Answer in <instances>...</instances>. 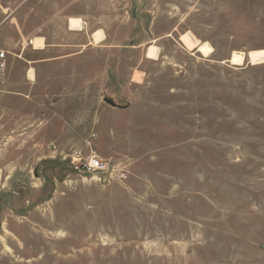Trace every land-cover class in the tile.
Segmentation results:
<instances>
[{
  "label": "rangeland",
  "instance_id": "1",
  "mask_svg": "<svg viewBox=\"0 0 264 264\" xmlns=\"http://www.w3.org/2000/svg\"><path fill=\"white\" fill-rule=\"evenodd\" d=\"M0 49V264H264V0H0Z\"/></svg>",
  "mask_w": 264,
  "mask_h": 264
},
{
  "label": "built area",
  "instance_id": "2",
  "mask_svg": "<svg viewBox=\"0 0 264 264\" xmlns=\"http://www.w3.org/2000/svg\"><path fill=\"white\" fill-rule=\"evenodd\" d=\"M6 55V51L0 49V78L7 66ZM63 159L73 174L98 184L121 181L126 176L125 168L120 162L101 157L95 152L73 150Z\"/></svg>",
  "mask_w": 264,
  "mask_h": 264
},
{
  "label": "bare ground",
  "instance_id": "3",
  "mask_svg": "<svg viewBox=\"0 0 264 264\" xmlns=\"http://www.w3.org/2000/svg\"><path fill=\"white\" fill-rule=\"evenodd\" d=\"M68 24L71 30H80L82 28L81 20L76 17H70L68 20ZM93 36L95 40L97 41V38H98L97 33H95ZM183 39L189 47L192 48L195 45V41L192 39L190 35H183ZM30 42L34 46V48L43 47V40L41 37H34L32 38ZM196 47L198 48L199 51L203 52L205 55H208L209 53H211V50H212L208 44H200V45H197ZM147 57L156 58L155 47L150 46L147 49ZM243 59H247L251 63L262 62L264 61V50L263 49L252 50L251 52L247 54H243L241 52H233L231 55L230 62L234 64H241ZM28 75L29 77L32 78L33 76L32 70H29Z\"/></svg>",
  "mask_w": 264,
  "mask_h": 264
},
{
  "label": "crops",
  "instance_id": "4",
  "mask_svg": "<svg viewBox=\"0 0 264 264\" xmlns=\"http://www.w3.org/2000/svg\"><path fill=\"white\" fill-rule=\"evenodd\" d=\"M42 38V37H41ZM42 40H43V38H42ZM43 47H44V42H43ZM43 47H41V48H37V49H42ZM30 70H32V69H30ZM32 73H33V70H32ZM28 74H29V72H28Z\"/></svg>",
  "mask_w": 264,
  "mask_h": 264
}]
</instances>
